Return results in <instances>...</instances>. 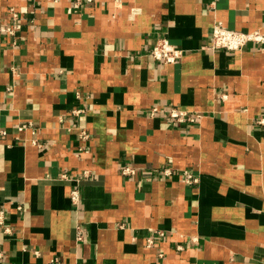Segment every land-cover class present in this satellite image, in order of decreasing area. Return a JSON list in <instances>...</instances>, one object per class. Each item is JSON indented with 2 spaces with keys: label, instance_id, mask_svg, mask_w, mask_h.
I'll return each instance as SVG.
<instances>
[{
  "label": "crops",
  "instance_id": "crops-1",
  "mask_svg": "<svg viewBox=\"0 0 264 264\" xmlns=\"http://www.w3.org/2000/svg\"><path fill=\"white\" fill-rule=\"evenodd\" d=\"M215 21L264 32V0H0V264H264V43Z\"/></svg>",
  "mask_w": 264,
  "mask_h": 264
},
{
  "label": "built area",
  "instance_id": "built-area-1",
  "mask_svg": "<svg viewBox=\"0 0 264 264\" xmlns=\"http://www.w3.org/2000/svg\"><path fill=\"white\" fill-rule=\"evenodd\" d=\"M57 1V0H51ZM92 1V0H86ZM11 15L13 17L18 16L16 11L11 8L10 10ZM16 26H6L0 24V31H6L10 34L14 32ZM210 34V42L209 44L205 45L204 47L212 50H226V51H234L240 50L245 44L248 42H255V43H264V32L260 31L259 29H252V30H239L233 29L226 25H224L221 21H215L212 24V27L209 31ZM149 55L155 59L162 62H176L182 56L183 50L179 47L174 46L168 38L160 37L155 41V43L149 49ZM157 110V107L151 108L150 113H154ZM167 116H170L173 120L176 121H190L194 122L200 118L199 114H189L186 111L179 110L176 107H169L165 110ZM259 123H264V118L257 120ZM21 128V127H20ZM82 136L85 138L88 137V133L84 130L81 131ZM120 171L123 173L124 176H129L134 174L135 168L131 165H124L121 167ZM160 173L165 174L167 176L172 174V170L170 168H162L158 170ZM88 171L83 172V175H87ZM181 180L186 184L195 183L198 180L197 175L189 170L183 169L180 172ZM64 179L68 180H79V176H75L70 173H63L60 175ZM81 191L79 189L73 188L70 191V199L74 204H78L81 199ZM4 221L3 212H0V224ZM165 232L160 230H152V232L146 236V246H151L154 244L156 240V236H162ZM179 247V246H178ZM180 249V247H179ZM0 250V256H1ZM160 255H162L159 252Z\"/></svg>",
  "mask_w": 264,
  "mask_h": 264
}]
</instances>
